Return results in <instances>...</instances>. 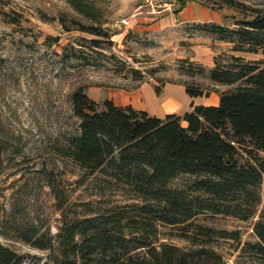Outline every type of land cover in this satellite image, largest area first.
Masks as SVG:
<instances>
[{
  "label": "rangeland",
  "instance_id": "1",
  "mask_svg": "<svg viewBox=\"0 0 264 264\" xmlns=\"http://www.w3.org/2000/svg\"><path fill=\"white\" fill-rule=\"evenodd\" d=\"M92 1L104 12L103 27L112 34L108 40L74 29L73 20L86 25L95 21L80 14L68 0H0V8L20 20L15 24L0 14V241L21 254L24 264H52L53 252L27 243L23 236L57 239L64 214L73 218L141 201L123 182L102 171L89 174L63 154V146L79 130L80 119L71 100L77 87L84 86L101 109L108 99L119 106L144 107L140 91L144 84L171 92L184 108L192 109V105L213 104L223 91L237 85L216 83L197 72L199 66L209 70L216 59L224 64L233 55L264 61L262 51H234L235 37H208L187 27L194 23H178L191 33L139 35L133 30V20L148 9L135 14L133 7L142 0ZM168 1L170 8L157 15L167 11L179 15L195 3L197 9L206 8L210 23L216 16L235 27L250 12L223 0H196L183 8L176 0ZM239 1L264 10V0ZM188 84L203 89L205 95L191 98L185 90ZM173 185L186 188V181L179 178ZM195 221L219 229H240L243 241L257 239L251 221L211 213ZM177 232L162 227V241L193 248ZM211 247L227 264H264V259L240 255L241 247L231 240Z\"/></svg>",
  "mask_w": 264,
  "mask_h": 264
},
{
  "label": "trees",
  "instance_id": "2",
  "mask_svg": "<svg viewBox=\"0 0 264 264\" xmlns=\"http://www.w3.org/2000/svg\"><path fill=\"white\" fill-rule=\"evenodd\" d=\"M68 1L95 21L86 25L73 20L74 29L105 40L112 37L96 2ZM176 1L183 8L196 0ZM223 3L250 12L235 27L215 22L187 27L235 37L234 51L264 52V10L239 0ZM0 14L20 23L2 8ZM196 71L216 83L237 85L221 93L218 105H192L182 114L164 117L109 99L101 109L84 86L77 87L71 100L79 130L63 146V154L89 174L102 171L123 182L141 201L73 218L64 214L57 239H23L52 251V264H227L211 247L220 240L237 243L240 255L264 259V61L233 55L227 63L216 59L213 68L199 66ZM155 89L162 93L160 87ZM186 92L191 97L205 95L191 84ZM179 178L185 179L186 188L173 185ZM204 213L251 221L257 239L243 241L240 229L197 223ZM164 226L178 229L176 235L193 248L163 242ZM0 264H24V258L0 241Z\"/></svg>",
  "mask_w": 264,
  "mask_h": 264
},
{
  "label": "crops",
  "instance_id": "3",
  "mask_svg": "<svg viewBox=\"0 0 264 264\" xmlns=\"http://www.w3.org/2000/svg\"><path fill=\"white\" fill-rule=\"evenodd\" d=\"M139 4H136V6L133 7V10L135 11V14H138L140 12H136V8ZM134 13V12H133ZM207 11L206 8L204 7H200V8H196L195 3L189 4L187 5L181 12L179 15H176L174 13H170V12H162L161 14L157 15L155 14V16L150 13V11L148 10L145 13H140L139 15H137L134 20H133V30L136 31V33H139V35H144L145 36H149L152 35L153 33H161V32H170V33H177L179 31L186 33L187 30L184 29V27H179L178 25L180 24H188V23H205V22H210L208 21V19L205 18ZM213 22L218 23V24H223L221 23V19L217 18L216 16H213ZM179 23V24H178ZM150 32V33H148ZM199 33H203L206 34L208 37H210L213 34L210 33H206V32H201V31H197ZM187 33H191V32H187ZM213 36H217V37H221L218 35H213ZM186 90V88H185ZM140 91L141 94L145 100V106L144 107H139V108H135L138 110H146L148 111L150 114L152 113L153 115L159 116V117H164L169 113H178V114H182L185 111L189 110L184 108V106L182 105V100L181 99H177L174 95H172L171 92H164L161 93L160 95L157 94L156 89L149 85V84H144L140 87ZM188 94V93H187ZM174 99L175 102L177 103L175 109L173 111H167L164 108H160V109H152L149 106V102L150 101H154V102H159V104H163L165 103L166 100L169 99ZM191 98H195V97H191ZM184 100V99H183ZM219 98H216V101L211 104V105H218L219 104Z\"/></svg>",
  "mask_w": 264,
  "mask_h": 264
},
{
  "label": "built area",
  "instance_id": "4",
  "mask_svg": "<svg viewBox=\"0 0 264 264\" xmlns=\"http://www.w3.org/2000/svg\"><path fill=\"white\" fill-rule=\"evenodd\" d=\"M143 8L148 9L151 13H159L161 10H167L170 8V2L168 0H142L137 6L136 12H140ZM128 24L127 19L123 20Z\"/></svg>",
  "mask_w": 264,
  "mask_h": 264
},
{
  "label": "bare ground",
  "instance_id": "5",
  "mask_svg": "<svg viewBox=\"0 0 264 264\" xmlns=\"http://www.w3.org/2000/svg\"><path fill=\"white\" fill-rule=\"evenodd\" d=\"M176 105H177V103L172 98L169 100H166L165 103H163L161 105L159 104V102H154V101L149 102V106L155 110L160 109V108H164L167 111H173L175 109Z\"/></svg>",
  "mask_w": 264,
  "mask_h": 264
}]
</instances>
